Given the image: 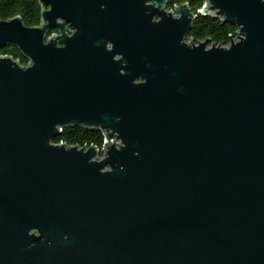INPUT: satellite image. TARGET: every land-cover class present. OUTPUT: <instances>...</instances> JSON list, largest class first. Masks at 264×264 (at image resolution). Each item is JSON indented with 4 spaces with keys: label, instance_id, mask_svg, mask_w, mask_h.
<instances>
[{
    "label": "water",
    "instance_id": "obj_1",
    "mask_svg": "<svg viewBox=\"0 0 264 264\" xmlns=\"http://www.w3.org/2000/svg\"><path fill=\"white\" fill-rule=\"evenodd\" d=\"M38 1L0 20V264H264V3Z\"/></svg>",
    "mask_w": 264,
    "mask_h": 264
},
{
    "label": "trees",
    "instance_id": "obj_2",
    "mask_svg": "<svg viewBox=\"0 0 264 264\" xmlns=\"http://www.w3.org/2000/svg\"><path fill=\"white\" fill-rule=\"evenodd\" d=\"M170 4L169 10L174 7L188 4L194 13L203 6V0H167ZM42 8L38 0H0V20L9 21L20 17L26 27H38L41 25ZM237 29L230 24H223L219 19L198 16L188 35L187 41L196 43L210 40L212 45H229L232 37H235ZM51 33L48 37L55 35ZM0 57H11L18 61L20 65L27 66L28 60L23 57L19 49L12 45H7L0 49ZM105 134L96 130H86L81 126L65 129L56 144L65 143L69 146L94 147L101 149L104 145Z\"/></svg>",
    "mask_w": 264,
    "mask_h": 264
},
{
    "label": "built area",
    "instance_id": "obj_3",
    "mask_svg": "<svg viewBox=\"0 0 264 264\" xmlns=\"http://www.w3.org/2000/svg\"><path fill=\"white\" fill-rule=\"evenodd\" d=\"M60 144H65V143H63V142L59 143V144L57 143L56 145H60ZM65 145H67V144H65ZM105 147H106V138H105V141H104V145H103V147L101 149L95 148L96 150H98V155H97L96 159H104V157H105V154H104ZM78 148L79 149H83L84 147L78 146ZM89 148H91V147L86 146L85 150H87Z\"/></svg>",
    "mask_w": 264,
    "mask_h": 264
},
{
    "label": "clouds",
    "instance_id": "obj_4",
    "mask_svg": "<svg viewBox=\"0 0 264 264\" xmlns=\"http://www.w3.org/2000/svg\"><path fill=\"white\" fill-rule=\"evenodd\" d=\"M261 3H264V0H261Z\"/></svg>",
    "mask_w": 264,
    "mask_h": 264
}]
</instances>
